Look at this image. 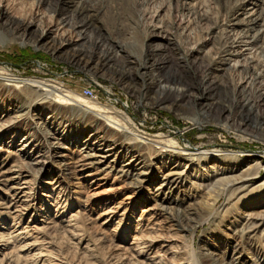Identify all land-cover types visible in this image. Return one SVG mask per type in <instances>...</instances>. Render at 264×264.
<instances>
[{
    "label": "rangeland",
    "instance_id": "1",
    "mask_svg": "<svg viewBox=\"0 0 264 264\" xmlns=\"http://www.w3.org/2000/svg\"><path fill=\"white\" fill-rule=\"evenodd\" d=\"M68 1L0 0L12 16L0 21V175L20 166L27 180L18 189H11L17 182H0V264H264L263 225L247 232L245 206L229 199L230 190L241 183L225 187L206 181L205 161L198 165L149 156L141 143L127 140L112 156H94L102 166L113 160L119 166L134 149L144 154L156 181L144 185L143 195L142 188L127 185L115 171H98L102 180L90 184L60 162V155L84 152L85 146L89 154H99L97 149H105L115 135L130 132L141 141L155 135L172 139L177 151L200 146L221 156L237 155L243 159L240 169L250 157H264V142L243 137L232 126L217 127L216 114L206 124L192 102L210 94L223 105L248 99L254 110L249 119L264 127V33L259 47L226 72H217L215 64L241 31L242 25L233 23L245 16L241 9L247 3L256 4L259 16L252 34L264 29V0H70L73 10H90L104 43L125 52L107 68L100 65L94 29L84 46L54 52L63 40L75 41L78 18L49 38L50 44L38 41L40 30L55 26L66 13ZM25 22L38 29L24 33ZM158 30L168 40L155 36ZM72 53H80L81 60L72 61ZM126 56L136 63H155L162 76L174 87L186 86L192 98L174 105L176 91L155 88L142 97L136 76L128 78ZM214 82L223 88H210ZM61 92L75 94L70 104L56 102ZM77 96L107 108L117 121L90 112ZM101 136L105 144L98 146ZM87 139L90 144H83ZM38 154L42 163L35 165ZM161 162L166 167L159 168ZM174 165L183 176L170 194L166 188L160 194L170 199L166 211L155 205L152 194ZM263 178L262 172L247 183Z\"/></svg>",
    "mask_w": 264,
    "mask_h": 264
},
{
    "label": "bare ground",
    "instance_id": "2",
    "mask_svg": "<svg viewBox=\"0 0 264 264\" xmlns=\"http://www.w3.org/2000/svg\"><path fill=\"white\" fill-rule=\"evenodd\" d=\"M69 3H75L73 1H68L65 4L66 13L62 15V17L58 20L55 26L47 27L43 30H40L38 41H43L44 44H50L51 38H56L57 34L62 31L73 18H78L80 21L76 23L74 29L77 31V38L74 42H69L67 40H63L60 42L59 46L55 48L54 52H64L65 50L69 49V47L74 44L75 48L82 47L88 40H90L89 32L90 30H95L98 33L97 40L94 41V45L97 49L101 50V54L98 57L101 67L107 68L112 66L117 56L122 57L125 56V52L120 48L116 51H113V47L116 44L113 43H104L106 42L103 39L94 24L91 16L92 13L90 10L81 8L79 10H73ZM246 14L245 16L236 22L235 24H241L242 29L239 31L238 36L235 40L229 45L228 48H225L221 52V55L218 56L216 61V70L217 72H226L231 66L233 67L238 63V59L241 57H245L249 50L253 48L259 47L263 40V33L264 29H259L257 34H252V30L259 24V16H257V8L255 3H247L242 9ZM94 12V11H93ZM95 14V13H94ZM8 10L5 7H0V21L4 20V18H11ZM237 18V17H235ZM7 25H10L9 23ZM11 27V26H10ZM38 29V25L33 24L31 22H25L23 24V31L24 33H32ZM61 33V32H60ZM155 36L164 38L168 40L167 36H164L162 30H158ZM50 38V39H49ZM45 39V40H42ZM48 39V40H46ZM52 40V39H51ZM71 41V40H70ZM261 42V43H260ZM88 43V42H87ZM260 43V44H259ZM104 47H107V51L104 50ZM262 47V46H261ZM63 50V51H62ZM74 50V49H73ZM76 50V49H75ZM81 52V51H80ZM114 52V53H113ZM83 54V53H82ZM70 59L73 61H79L80 53H72L69 55ZM128 56L124 57L127 58ZM127 66H128V78H132V76H136L138 82L142 86V97L146 95L148 90H155L164 89V91H176L177 96L174 100V105H180L181 98L187 97L190 98V93L187 91V87H174L172 82L168 80L166 76H162L160 73V67L150 60L145 59L144 61H140L136 63L134 60L127 58ZM215 68V67H214ZM211 72V71H210ZM207 79V78H206ZM25 84L33 87H38L39 89L42 88L40 86L41 83L32 80L24 81ZM220 89L223 88L220 83L214 82L210 88ZM212 90V89H211ZM75 96V94H74ZM72 94L63 93L61 92L60 96H58L56 102L60 103H67L70 104L68 100H72L74 97ZM263 97V96H262ZM192 98V97H191ZM208 101L201 102L202 99H206ZM193 105L196 107L199 105V109L197 111V115L201 120H204L206 124H210V119L208 118L211 114H216L215 125L219 128L232 126L236 132L240 133L243 137L247 138H255L262 142H264V127L263 123L261 122L258 124H253L251 119H249L250 115L253 114V104L251 101L241 100L237 101L233 105H223L221 99L218 96L211 95L210 97H206L202 95L201 97H194ZM191 99V100H192ZM77 100L79 102H83L84 106L95 115L100 116L101 118L106 119L109 122L114 123L116 117L112 115H108L111 111H108L107 108H103L98 105L90 104L86 100L81 97L77 96ZM163 104V101H159L156 105L159 107ZM222 105V106H220ZM221 107V112L216 113V108ZM111 114V113H110ZM99 118V119H101ZM126 121V120H125ZM125 125V124H124ZM126 127V126H125ZM121 128V127H120ZM114 129V128H113ZM129 134V135H127ZM93 136V135H92ZM139 135L134 133H124L121 135H115L110 140V144L107 145L105 149H97L102 150L99 154H89L87 151V146L83 147L84 152H75L73 154H62L60 155L61 165L65 170L69 172H73L74 175L83 180L87 181L90 180V184L99 183L103 177H100L97 172H103L106 169L110 171H115L117 178H120L127 182V185L133 186L136 190L142 188V195L146 194L147 187L145 184H150L156 181V173L151 172V170H147V162L146 158H144V154L142 156L137 153V150L134 149L133 153L129 155L119 166H117L116 161H112L110 164H106L102 166V160L95 159L94 156L100 158H107L108 156H112L114 154L115 149L118 147L121 148L122 144L125 140L133 141L136 143L142 144V149L149 152V156L158 157V156H167L172 158L173 161L180 162L185 161V163L190 162H198V165L201 160L205 161L203 166L207 168L208 175L206 176L207 180L214 179V183L216 184H224L225 187H228L230 184L234 182H240L238 187H235L230 190L229 199L233 200L235 204L242 203L247 212L245 219L247 217V226L245 227L247 232H255L257 231L262 225L264 228V178L259 181L257 184H248L247 180L255 179L260 176V174L264 173V157L261 155L250 157L251 159L247 161L245 167L240 169V165L243 162L242 158L236 157L237 155H224L221 156L217 154V150L206 149L204 147H196L195 149H189L187 147L183 148L182 150H176V146L178 143L172 141V139L161 138L158 135L153 136L154 139H146L142 138V141L138 137ZM99 137V136H98ZM90 140L87 139L83 144L89 143ZM98 146H102L105 144L104 137L98 138L96 141ZM90 144V143H89ZM82 151V150H81ZM220 152V151H219ZM22 155V154H21ZM127 155V154H126ZM115 156V155H114ZM117 156V153H116ZM147 156V155H146ZM41 154H38L35 158V165H39L42 163ZM120 157H123L119 156ZM142 157V160H141ZM118 159V158H116ZM164 159V158H163ZM232 162V164H231ZM161 166L159 168H164L167 165V162H161ZM141 165V166H140ZM16 166V165H14ZM95 166V167H94ZM140 166V167H139ZM174 165L169 170L165 171L161 178V183L158 184L152 196L154 197L155 205L160 207L163 210H169L171 207L166 206L165 203H170V199L160 198V194L164 188L167 189L166 193H171L176 186L174 185L179 179L183 176V171H180ZM32 168V167H31ZM71 169V170H70ZM10 174L6 176L4 175L5 172H9ZM9 171L2 170L0 175V182L5 185L10 181L14 183L17 182L18 185H13L11 189H18L21 187L20 183H27L26 178L21 174V167L16 166V168H11ZM109 171V172H110ZM100 172V173H101ZM107 173V172H106ZM210 174V175H209ZM22 181H19L21 180ZM211 180V181H212ZM19 182V183H18ZM213 183V184H214ZM238 184V183H237ZM215 185V184H214ZM11 186V185H10ZM9 186V187H10ZM3 187V186H2ZM119 188V187H118ZM10 190V188H9ZM263 190V193H261ZM138 191V192H139ZM17 197L16 193L12 194ZM148 195V193H147ZM15 197H11V199H15ZM171 202H174L172 200ZM152 209V207L150 208ZM148 209V210H150ZM109 208L106 212H109ZM105 212V211H104ZM105 212V213H106ZM186 218V217H185ZM261 229L260 231H262ZM259 232V231H258ZM255 234V233H254Z\"/></svg>",
    "mask_w": 264,
    "mask_h": 264
},
{
    "label": "built area",
    "instance_id": "3",
    "mask_svg": "<svg viewBox=\"0 0 264 264\" xmlns=\"http://www.w3.org/2000/svg\"><path fill=\"white\" fill-rule=\"evenodd\" d=\"M88 91V93H90L89 95H92L91 93V89H86Z\"/></svg>",
    "mask_w": 264,
    "mask_h": 264
}]
</instances>
